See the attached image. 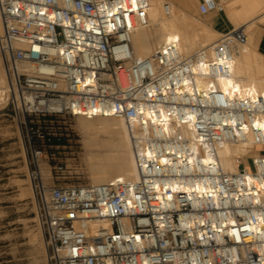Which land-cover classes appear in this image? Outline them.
Returning a JSON list of instances; mask_svg holds the SVG:
<instances>
[{"label":"built area","instance_id":"2783aa9c","mask_svg":"<svg viewBox=\"0 0 264 264\" xmlns=\"http://www.w3.org/2000/svg\"><path fill=\"white\" fill-rule=\"evenodd\" d=\"M150 6L0 0V99L27 133L48 264H264V154L247 156L250 170L239 156L237 172L219 154L264 145V90L244 95L235 77L248 32L192 53L175 37L140 58L133 37ZM79 116L126 120L138 179L46 182L45 154L76 137Z\"/></svg>","mask_w":264,"mask_h":264},{"label":"bare ground","instance_id":"6f19581e","mask_svg":"<svg viewBox=\"0 0 264 264\" xmlns=\"http://www.w3.org/2000/svg\"><path fill=\"white\" fill-rule=\"evenodd\" d=\"M169 2L172 10L167 13L164 10L163 0H151V6L143 16L145 22L137 29L133 37L137 57L149 56L162 43L175 37H179L181 48L185 53H192L199 48H210L219 39L215 37V34L219 33L217 30L188 11L186 7L190 5L187 0H169ZM222 2L224 4L221 6L227 10L234 26L245 27L248 32V44L236 59V81L244 87V95L264 90V58L251 45V42L259 41L261 37L259 23L264 20V0H222ZM250 29L259 34L258 38L254 39L251 36ZM254 63L259 64L257 70L253 69ZM3 71L0 66V87L5 82ZM232 81L230 78H223L221 85L228 87ZM78 118L83 128L94 132L85 140L86 146L93 150L88 157L93 183H104L116 178L138 179L135 154L126 120L113 116H79ZM99 133H105L110 138L100 139ZM243 145L249 147V151H254L256 156L264 153V145H258L259 151L253 150L251 143ZM238 152L235 143H226L219 149L221 162L226 171L239 170V156H235ZM226 159H233L232 162L237 165V169L229 170L228 166L225 167L223 163ZM245 161H247L246 158ZM247 169L250 170V167L248 166Z\"/></svg>","mask_w":264,"mask_h":264},{"label":"rangeland","instance_id":"374dc122","mask_svg":"<svg viewBox=\"0 0 264 264\" xmlns=\"http://www.w3.org/2000/svg\"><path fill=\"white\" fill-rule=\"evenodd\" d=\"M187 1L190 5L186 7L188 11L205 22L211 24L206 15L217 14L220 20L228 26V30L235 27L224 8H211L205 0ZM259 24L260 30L262 28L263 31L264 20ZM211 25L217 29L213 24ZM218 31L221 33H216V38H220L226 32ZM250 33L254 39L258 38L259 34L257 35L255 30L250 29ZM259 41L254 40L251 45L264 58V51L259 48ZM1 62L2 60L0 66L4 70ZM258 68L259 64L254 63L253 69L257 70ZM3 73L5 76V70ZM72 125L75 128L76 137L72 141H65V146L48 149L41 163L40 170L43 169L42 173L47 183H54L51 174L54 177L59 174L63 183H93L88 159L90 152L93 150L86 146L85 140L92 136L94 132L89 130L92 132L90 133L88 129L83 128L78 117L72 119ZM99 137L100 139L110 138L105 133H99ZM28 144L26 130L15 118L12 109L1 103L0 264H48L46 237L38 216L35 183L32 176V171L36 168L30 164ZM237 148L239 152L235 156H245L247 159V156L255 154L254 151H249V147H244L243 144H237ZM253 150L257 151L258 146L253 147ZM232 160L226 159L223 164L225 167L228 166L229 170H236L237 165ZM246 163L247 167H250L248 160ZM61 166H63V169L60 168Z\"/></svg>","mask_w":264,"mask_h":264},{"label":"crops","instance_id":"0c3cea01","mask_svg":"<svg viewBox=\"0 0 264 264\" xmlns=\"http://www.w3.org/2000/svg\"><path fill=\"white\" fill-rule=\"evenodd\" d=\"M189 3V2H188ZM225 9V8H224ZM200 11L202 12V10L200 9ZM225 11L227 12V10L225 9ZM228 17L230 18L229 14L227 13ZM206 17L208 18V20L211 22V24H213L218 30L221 31H226L228 30V26L222 22L219 18V16L217 14L214 15H206ZM231 20V18H230ZM232 21V20H231ZM207 23V22H206ZM233 23V22H232ZM209 24V23H208ZM210 24V25H211ZM212 26V25H211ZM213 27V26H212ZM214 28V27H213ZM215 29V28H214ZM215 29V30H217ZM217 30V31H218ZM219 33H221L220 31H218ZM260 34H261V38L259 41V48L262 49L264 51V30L262 31V28L260 30ZM261 154V153H258ZM264 154V153H263ZM262 155V154H261Z\"/></svg>","mask_w":264,"mask_h":264}]
</instances>
